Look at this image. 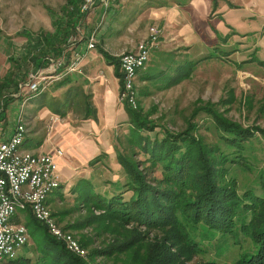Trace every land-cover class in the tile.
Wrapping results in <instances>:
<instances>
[{
  "label": "rangeland",
  "instance_id": "rangeland-1",
  "mask_svg": "<svg viewBox=\"0 0 264 264\" xmlns=\"http://www.w3.org/2000/svg\"><path fill=\"white\" fill-rule=\"evenodd\" d=\"M67 1L0 0V78L13 72L14 76L20 77L18 81L23 86L29 75L34 74L35 69L24 60L36 39H40L45 32L54 33L53 19L66 18L69 14L66 10ZM82 2L83 0L79 4V10ZM92 2L88 12L81 14L76 32L62 45L65 47L63 54L61 56L54 52L48 54L49 63L42 67L48 81L43 92L29 95L30 93L23 89L20 96V86L17 91L9 87L0 92V110H3L0 119L4 117L0 125L1 135L7 133L15 123L19 111L24 115L27 133L38 125H41V128L46 126L45 121L38 123L35 115L38 113L36 110L44 111L45 107L50 108V92L55 83L52 81V85L50 84V68L61 70L63 63L70 60L75 53L80 58L78 69L63 77H71L77 85L74 83L66 91L63 90L64 94H59V98L54 102L60 111H67L63 122L69 124L71 129L81 124L85 126L86 121L83 118L86 112L82 95L88 94L92 99L96 95L94 89L102 84L101 82L110 85L111 72L114 71L113 65L104 60L99 48L118 58L119 64V54L133 51L139 40L150 35L153 25L159 27L158 45L152 48L147 66L138 72L136 80L138 97L135 110L155 125L154 132L146 134L154 137L156 132L164 129L178 133L195 126L192 135L203 145H209L215 143L218 138V133L214 130L215 117L244 128L258 127L264 130V66L258 63V59L264 60V50H260L259 44L256 45L254 41L260 37L259 41L263 40L264 47V23L263 30H259L256 35L252 33L244 35L248 36L247 38L244 36L237 38L232 36L234 32L231 31L229 37L223 39L222 34H218L211 24L217 25L219 22L218 14L212 13L209 18L211 22L207 19L208 25L203 24L207 32L204 41L208 44V47L203 48L194 45L197 41L192 42L194 38L191 32H181L173 22L161 23L155 16L158 7L173 3L172 0H92ZM150 4L152 8H149ZM260 7L261 5L256 6ZM246 10L247 8H244L232 12L229 21L235 19L236 12L240 15ZM233 24L243 32L253 29L245 28L239 21L234 20ZM249 27H252L251 24ZM92 34H95V46L89 48L88 39ZM66 54L69 55L65 56ZM57 61H62V65L57 66ZM16 62L19 68H13ZM187 65L190 66L187 75L183 77L178 75L186 71ZM25 70V77H21ZM51 72L53 75L57 73L56 70ZM80 82H84L83 89L78 85ZM4 94L6 98H3ZM98 96L100 101V95ZM5 114H8L7 118ZM130 125L129 117L126 122H118L111 137L112 146L108 148L111 153L101 155L92 165H84L85 176L81 178L90 179L92 182L90 185L96 192L108 195L107 192L114 189L111 183L117 180L124 181V174L116 156L117 151L127 153L131 148L137 150L134 144L130 145L128 142V138L134 134ZM86 134L96 136L89 131H86ZM254 136L255 139L245 143L246 149L241 163H227L228 170L224 178L226 180L234 178L239 195L249 189L256 195L263 192L259 182L264 174V138L257 131ZM138 154L136 157L138 160L145 158L142 153ZM152 175L159 177L160 171L154 169ZM79 179L72 177L62 182L59 189L49 195L47 202L51 212L58 224L71 231L78 240L81 236L87 237L88 243L83 246L87 255L96 252L91 257L87 255L81 257L89 261V264H124L123 261L128 260L124 253L112 256L102 254L103 249L115 245L124 238L118 239L110 229L101 226L97 218L100 211L91 209L89 203L82 200L76 190L75 186ZM25 226L28 242L12 259H6L5 264H37L45 254L42 250H47L45 243L53 239L45 227L31 215L26 218ZM132 226V224L125 226V230L132 229ZM138 230L145 229L139 227ZM155 233L154 230L150 231L144 238L154 239ZM215 238L216 240L203 242L207 248L204 253L184 261L193 264L215 260L217 264H231L250 246L248 240L242 244H234L231 239L225 240L218 234ZM216 241L220 242L219 248Z\"/></svg>",
  "mask_w": 264,
  "mask_h": 264
},
{
  "label": "trees",
  "instance_id": "trees-1",
  "mask_svg": "<svg viewBox=\"0 0 264 264\" xmlns=\"http://www.w3.org/2000/svg\"><path fill=\"white\" fill-rule=\"evenodd\" d=\"M81 1L68 0L66 10L69 14L66 18L53 19L54 33L45 32L33 42L32 50L24 61L35 71L49 63L50 52L59 56L63 54L65 47L62 45L76 32L82 17L79 10ZM99 51L104 60L113 65L121 86L118 58L101 47ZM258 63L264 66V60L258 59ZM17 65L13 68H19ZM189 67L187 65L186 71L178 75L186 76ZM25 74L26 70L21 77ZM18 79L20 77L14 76L13 72L0 78V92L9 87L17 91ZM5 95L3 98L7 97ZM82 97L86 112L84 118H95L89 95L83 94ZM123 106L134 132L128 142L137 149L131 148L127 153L117 151L116 158L124 181L111 183L114 189L107 192L108 195L96 192L90 185V179L80 178L75 186L82 200L88 202L91 209L100 211L97 218L101 226L110 229L118 239L124 238L103 249L102 254L112 256L124 253L128 259L123 261L124 264H189L184 260L204 253L207 248L203 242L216 240L215 235L218 234L225 240L231 239L234 244L250 242V246L231 264H264V174L259 182L263 191L260 195L250 189L239 195L234 178H224L227 163H241L245 143L256 138V131L264 138V130L244 128L215 117L214 130L218 138L209 145H203L192 135L195 126L178 133L164 129L151 137L146 133L154 132L155 125L137 110L126 104ZM138 153L145 158L138 160ZM101 155L107 154L96 155L89 165L98 161ZM150 168L151 171L148 170ZM154 169L160 171L159 177L152 175ZM130 224L132 229L125 230V226ZM139 227L145 230L139 231ZM153 230L156 232L154 239L144 238ZM78 241L82 247L88 243L84 236ZM45 244L47 250H42L45 254L37 264L90 263L67 251L55 239ZM216 244L219 248L220 242L216 241ZM95 253L90 252L87 257ZM193 264L217 262L207 260Z\"/></svg>",
  "mask_w": 264,
  "mask_h": 264
},
{
  "label": "built area",
  "instance_id": "built-area-1",
  "mask_svg": "<svg viewBox=\"0 0 264 264\" xmlns=\"http://www.w3.org/2000/svg\"><path fill=\"white\" fill-rule=\"evenodd\" d=\"M92 4V0H83L81 13L88 12ZM94 44L95 34H92L88 39V47L93 48ZM157 45L158 27L153 25L150 35L139 40L133 51L119 54L121 86L118 101L133 110L137 109L138 72L146 68L150 52ZM79 61L77 53L63 65L62 61H57V66L62 65V69L55 75L50 71V82L76 71ZM44 73L43 69H39L30 74L27 82L23 86L19 85L20 96L23 89L29 95L44 91L48 85ZM21 113H17L11 132L7 136L0 134V264H5L6 259H12L29 240L27 228L20 216L23 212L40 222L67 251L80 257L86 256L85 248L75 235L58 224L47 202L49 195L62 184L56 159L62 157L64 152L60 148L51 153L23 148L27 129Z\"/></svg>",
  "mask_w": 264,
  "mask_h": 264
},
{
  "label": "crops",
  "instance_id": "crops-1",
  "mask_svg": "<svg viewBox=\"0 0 264 264\" xmlns=\"http://www.w3.org/2000/svg\"><path fill=\"white\" fill-rule=\"evenodd\" d=\"M172 2L167 3L168 5L164 4L163 7H158L155 16L161 23L168 22L171 24L173 22L180 28L181 32H191L194 38L192 42L197 41L194 45H200L203 48L208 47V44L204 41V36L207 32L203 24L206 23L208 25L207 19L210 18L212 13L218 14L217 18L219 22L217 25L211 24L218 34H222L223 39H227L231 31L232 33L234 32L232 36L240 38L246 34L254 33L256 35L259 30H263L264 0H172ZM258 5H261V7L256 8ZM149 8H152L151 4ZM244 8H247V10L238 15L237 12ZM235 11H237L235 19H232L233 21L230 22L228 18L232 17V12ZM234 20L241 22V24L245 25V28H253L252 31H240L238 26H234ZM250 24L252 27H249ZM227 28L230 29L229 32H227ZM244 37L247 38L248 36ZM257 38L254 40L256 41V45L259 44L260 50H264L262 45V39L264 37L261 38L262 42L259 41L260 37ZM56 71L60 72V69H56ZM111 76L110 85L101 82L102 84L96 86V89L93 91L96 95L92 99L89 96L92 106L95 109V118H83L86 121L84 122L85 126L81 124V126L76 127L78 129H71L69 124L63 122V117L66 116L67 111H60L54 102V100L59 98V94H64V92L62 93L63 90L66 91L71 85L76 84V81L71 77L56 79L54 80L55 83H53L54 81L50 82V84L53 83V85L51 84L52 88L54 86L52 92H50V108L45 107L46 111H40L41 109L36 110L38 112L35 115L36 121H39L38 123L45 121L46 126L41 128V125H38L37 128H33L31 131L29 130L26 133L22 147L33 152L44 153H51L54 149L60 148L64 154L62 157L57 158L56 161L62 182L72 177H84L85 174H83V171L86 170L83 169L84 165L89 166V161L101 152L110 154L111 152L108 148L112 146L111 137L114 134L116 124L121 121L126 122L128 119L123 104L118 101L120 86L119 78L115 70L111 72ZM83 83L80 82L78 84L81 89H83ZM20 84L18 83V86ZM98 95H100V101ZM7 115L5 114L6 118ZM3 121L4 117L0 119V125ZM14 126L15 123L12 124L8 132H5L4 135L7 136ZM86 131L94 133L96 136L87 135L88 132L86 134ZM87 173L89 174V170H87ZM29 215L27 212H23L20 215L24 219V223Z\"/></svg>",
  "mask_w": 264,
  "mask_h": 264
}]
</instances>
